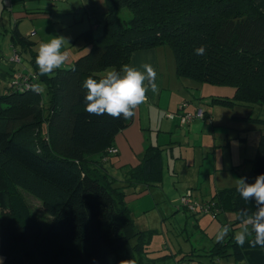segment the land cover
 <instances>
[{
    "label": "trees",
    "instance_id": "16d2710c",
    "mask_svg": "<svg viewBox=\"0 0 264 264\" xmlns=\"http://www.w3.org/2000/svg\"><path fill=\"white\" fill-rule=\"evenodd\" d=\"M103 30L79 35L90 51L66 68L41 76L38 51L17 26L10 33L15 54L29 62L30 89L12 75L0 92V254L3 264H145V234L135 228L121 188L103 167L108 150L133 118L85 110L83 81L129 64L134 53L167 45L177 74L201 83L231 85L239 102L264 103V0H105ZM127 10L129 19L117 14ZM28 14H48L46 11ZM96 25L99 20L95 19ZM205 47L204 55L196 49ZM18 48L20 50H18ZM22 62V61H21ZM19 64V63H16ZM21 73V72H20ZM44 88L47 101L42 100ZM227 103L226 101H217ZM135 111V110H134ZM163 150L149 146L129 174V184L162 179ZM247 183L264 174V134ZM25 192V193H23ZM26 195L51 217L47 229ZM217 216L238 213L242 221L258 210L235 188L211 200ZM225 241L237 264H264V247ZM231 254V253H230Z\"/></svg>",
    "mask_w": 264,
    "mask_h": 264
},
{
    "label": "rangeland",
    "instance_id": "374dc122",
    "mask_svg": "<svg viewBox=\"0 0 264 264\" xmlns=\"http://www.w3.org/2000/svg\"><path fill=\"white\" fill-rule=\"evenodd\" d=\"M22 1L0 0V64H9L15 55L10 33L17 20L12 16V11H21V4L25 3L27 10L48 12L46 16L29 17L19 22L21 33L30 36L36 43V51H39L40 44L47 43L53 36L64 37L68 43L62 51H67L68 57L61 68L68 67L90 51L85 39L78 38L82 32L91 29L85 22L82 26V13L68 14L66 6L61 3ZM117 15L121 19L132 17L127 10ZM95 19L100 22L97 24L98 30ZM103 21V15L93 19L95 37L102 34ZM158 50L166 94L160 108L150 107L151 127L146 130L153 132L151 139L148 136L150 146L164 149L162 179L149 186L129 184V167H116L118 155L103 167L114 179L115 188H121L135 228L145 234V264H235L234 256L223 255L222 245L232 240L244 227L251 230L252 225H245L243 220L238 219V213L232 210L216 216L213 209L207 212L205 209L211 207V200L218 191L235 188L236 179L247 178L251 173L264 134V103L237 101L236 89L231 85H213L180 78L171 47L162 45ZM16 65H20L22 70H32L25 56ZM0 83L3 92L7 84ZM41 91L42 100L46 102L44 88ZM186 100L190 102L193 112L201 108L209 116L195 119L185 126L178 120V127L171 135L167 132L170 120L165 115L177 113L179 103ZM185 111L189 112L187 108ZM191 125L201 126L190 130ZM26 198L35 217L44 220L43 228L47 229L51 217L42 210L41 202L29 195ZM184 198L195 206V211L182 203ZM2 215L3 212H0ZM224 226H228L230 232L224 240L217 241V235ZM1 230L0 226V239Z\"/></svg>",
    "mask_w": 264,
    "mask_h": 264
},
{
    "label": "clouds",
    "instance_id": "9594fccd",
    "mask_svg": "<svg viewBox=\"0 0 264 264\" xmlns=\"http://www.w3.org/2000/svg\"><path fill=\"white\" fill-rule=\"evenodd\" d=\"M67 40L62 36H53L47 43L39 46L36 57V65L41 76L50 75L56 69H60L66 62L68 53L62 51ZM205 47L196 49L197 55H204ZM143 71L136 67L124 65L120 69L124 73L120 76L117 70L107 71L99 78L91 76L83 81L82 87L86 90L85 110L89 114H107L113 118L127 120L134 117L135 109L146 99L147 88L144 81L147 79L151 84V91L157 92V73L150 64L141 65ZM247 178L236 179V191L245 201L254 199L259 206L254 216L243 219L245 225H252V229L244 227L242 231L235 234V242L243 246L247 238L255 233V239L248 241L252 246L264 247V174L255 178V182L247 183ZM230 228L224 226L217 235V241H222L229 234ZM0 264H3L0 259Z\"/></svg>",
    "mask_w": 264,
    "mask_h": 264
},
{
    "label": "crops",
    "instance_id": "0c3cea01",
    "mask_svg": "<svg viewBox=\"0 0 264 264\" xmlns=\"http://www.w3.org/2000/svg\"><path fill=\"white\" fill-rule=\"evenodd\" d=\"M46 1L53 3V4L54 3L63 4L64 6H66L65 10H67L66 13H68V14L81 15V13H82V15H81L82 26L85 22V25H87L88 27H91V28H93L92 27L93 26V24H92L93 19L100 17L106 11L105 0H46ZM22 2L25 3L24 0ZM25 5H26V3H25ZM25 5L21 4L22 9L19 12L12 11V16L17 20L16 26L18 29H19V22H21V20H23L25 18H29V17L36 18V17H42V16L48 15V14H35V15L28 14V12L42 11V10L35 9L34 11H30V10L26 9ZM43 11H45V10H43ZM95 28H97V30H98L99 29L98 25H96ZM19 31H20V29H19ZM20 33H21V31H20ZM23 35L26 37H30V36H27L25 34H23ZM18 50H20V49L18 48ZM145 63L152 65V67L155 69V71L157 73L156 83L158 85V91L155 93L152 92L150 82L147 79L144 81V86H145V88L148 89V91L146 92V99L143 103H141L140 105H138L136 107L135 115L131 119L129 126L117 135V137L115 138V142H114L115 146L119 150L118 160H116V163H115L116 167H121V168L127 167V169L129 167V172L131 171L130 169H133L140 164L141 157L144 155L146 149L150 146L148 136L150 139L153 137L152 130H149V129L146 130L147 127H151L150 126L151 121L149 120V116H150L149 111L151 108H153V109L160 108L162 106V102L164 100V95L166 94L165 93L166 92V82H165L163 74L160 72L161 68H160V62H159V50H158V48L143 50V51H139V52L134 53L132 58H131V61L127 65L132 66V67H136L138 70L143 71V68L141 67V65H143ZM25 71L28 72L29 70L27 68H24L22 70L20 65H16V63H14L13 61H11V62L9 61V64H3L2 65V63H1L0 64V82L4 83L5 85L7 84L6 87H8L10 82H11L12 75L14 73L19 72V74H20V72L22 73ZM119 75L123 76L124 73L121 71ZM4 84H2V86ZM0 85H1V83H0ZM168 89H170V86H168ZM1 91L2 90L0 89V92ZM169 91H171V90H169ZM184 103L188 104L187 110L192 113L193 110L190 109L191 108L190 102L187 101ZM182 104L183 103L180 102L179 105L177 106V108H178L177 113H179V107ZM166 109H170V107H166ZM177 113H169V114H177ZM207 115L208 114L206 113V116ZM165 117L168 120H170L169 123H167L169 125V129H167V132L169 134L173 135L174 132L176 131L175 130L176 127H178V123L181 122V121L178 122V120H180V118L175 117L174 119H169L168 114L165 115ZM188 125H190V124H188ZM163 126H164V123H163ZM163 126L161 129H163ZM183 126H185V125H183ZM198 126H201V125H191V127L189 129L190 130H192V129L196 130V128ZM147 189H148V187H147ZM251 238H252V234L247 238V240H249ZM231 243H233V244L236 243L234 238L231 240ZM229 250L231 251V254L228 251L227 255L233 256L231 248H229ZM0 259H2V261H3L1 254H0ZM235 264H237L236 260H235Z\"/></svg>",
    "mask_w": 264,
    "mask_h": 264
},
{
    "label": "built area",
    "instance_id": "2783aa9c",
    "mask_svg": "<svg viewBox=\"0 0 264 264\" xmlns=\"http://www.w3.org/2000/svg\"><path fill=\"white\" fill-rule=\"evenodd\" d=\"M12 61L14 63H21V58L20 56H18V54H15ZM33 76L28 75V74H24V73H20L17 78L14 81V84L17 86H20L22 89H30L31 85H32V78ZM188 107L187 103H183L180 107H179V113L177 114H168V118L169 119H174L175 117L180 118L181 120V125H188L190 124L193 120L195 119H205L206 117V112L204 110H202L201 108L196 109L195 112H186V108ZM119 154V150L117 147H111L108 150V156L106 157L105 160H108L111 156H115ZM182 203L191 211H195L196 208L194 205H192V203L187 200L186 198L182 199ZM211 207H209L208 209H205L206 212L209 209H213L214 214L217 216L218 213V208L215 205V203L213 201H211Z\"/></svg>",
    "mask_w": 264,
    "mask_h": 264
}]
</instances>
